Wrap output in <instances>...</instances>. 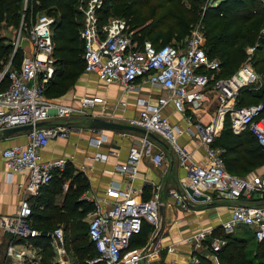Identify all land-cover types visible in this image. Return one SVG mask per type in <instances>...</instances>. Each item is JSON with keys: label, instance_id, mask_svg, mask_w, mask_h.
Returning <instances> with one entry per match:
<instances>
[{"label": "built area", "instance_id": "2783aa9c", "mask_svg": "<svg viewBox=\"0 0 264 264\" xmlns=\"http://www.w3.org/2000/svg\"><path fill=\"white\" fill-rule=\"evenodd\" d=\"M107 0H81L77 10L82 15L80 38L82 40V60L85 72L94 73L103 83L119 82L122 92L136 90L141 83L158 88L154 101L143 96L135 97V115L125 116L126 100L117 99L109 111L101 107L98 117L122 122L158 134L175 151L178 164L184 170L177 186L168 189L174 202L186 207L194 195H204L213 191L224 198L234 200L252 199L260 201L238 203L230 211L229 217L220 223L223 234L230 233L238 225L248 227L255 240L264 238V173H250L243 177L228 172L223 160V149L213 144L219 135L224 118L227 116L230 129L239 133L248 130L256 141L264 146L263 103L237 105L236 99L241 88L251 86L258 80L257 73L249 63H243L229 76H219L220 60L209 57L204 49V36L200 29L191 31L184 45L175 42L154 46L150 40L141 42L135 37L136 28L121 16L101 20L98 11ZM53 16L41 13L27 30L26 36L33 47L32 54H24L18 67H9L0 73V80L7 73L8 84L0 89V130L30 124L26 130L27 142L1 149V157L9 177L12 172H26L23 191L17 210L12 215L0 214V229L13 237H26L38 232L27 222L31 214L30 197L39 192L52 178L54 170H63L66 159H43L41 148L50 139L65 138L69 132L65 124L54 121L71 114H86L90 109L103 105L101 96L81 95L75 104L62 103L46 97L45 89L55 72L52 40ZM13 42L12 53L20 46ZM217 90V109L207 123L202 122L198 113L193 112L208 100L206 90ZM163 91V92H162ZM182 113L187 126L182 128L171 123L164 113L166 105ZM195 117V122L193 118ZM36 122H43L35 126ZM191 126L193 130L191 129ZM184 132L197 138L204 146L205 161L196 162L191 154L177 143V136ZM93 145L99 138H91ZM152 141L143 135L134 139L128 147L124 162L116 165L124 175L122 186L109 182L103 195L89 197L88 191L82 198L92 201L88 211L86 234L94 248V255L85 260L86 264H148L156 251L144 245L129 249L132 236L140 233L144 222L152 227L159 224L158 204H160L159 183H151V195L142 199L132 182L138 172V162L148 158L153 165L166 164L162 150L153 151ZM96 159L104 160L105 154L96 152ZM22 183H20V186ZM62 253L64 234L61 226L48 233ZM212 234L211 228L194 233L190 240L198 253L190 257V263H197L201 250L207 251V258L217 264L215 254L225 238L214 235L205 245L202 242ZM7 254L20 257L23 251H15L13 244L7 246ZM60 262L65 260L60 259Z\"/></svg>", "mask_w": 264, "mask_h": 264}, {"label": "crops", "instance_id": "0c3cea01", "mask_svg": "<svg viewBox=\"0 0 264 264\" xmlns=\"http://www.w3.org/2000/svg\"><path fill=\"white\" fill-rule=\"evenodd\" d=\"M19 47L23 49V55L28 53L32 54L33 47L28 40H25L23 47L21 45ZM82 70V73L78 74V79L73 89L67 93V95L73 94V100L71 99L70 102L66 103L75 104L77 98L81 95L101 96L105 100L104 104L102 106L98 104L89 111V113L97 115L95 117H98V114L101 112V107H105L106 111H109L113 103L120 97L126 100L123 114L125 116L135 115L137 111L135 104L136 96H143L150 101H154L157 93L160 91L158 88L149 86L147 83H141L138 89L128 91L125 94V92H122V86L119 82L103 83L94 73L85 72L84 69ZM207 97L208 100L194 112L189 109L187 110L188 113H193L192 115L197 112L200 120L204 123H207L210 117L215 114L218 105L217 94L213 96L207 94ZM163 111L171 123L177 124L182 128L187 126L182 113L174 110L171 104L166 105ZM92 117L86 114H71L62 119H53V122L56 121L65 124L69 132L65 138L50 139L41 148L42 158L66 159V164H69L72 168L71 176L76 172H80L87 179L88 188L80 197L88 191L89 197L93 199L95 196L103 195L104 189L109 182H114L122 186L125 181L124 175L117 170L116 165L125 161L128 147L134 139L146 135L153 143V151L162 150L166 164L155 166L148 158L141 159L138 162L137 175L132 182L134 189L139 192V196L142 199H146L151 195V183H159L162 186L160 191L162 210L158 226L152 227L144 222L145 229H143L141 234L132 236L128 246L129 249H134L146 245L148 248L154 249L156 256L148 264H191L190 257L192 253H198V249L196 250L194 248L190 240V237L194 233L207 228H211L212 231L218 229L222 233L219 225L229 217L234 205L255 202L252 199L234 200L224 198L216 192L211 191L208 193L209 197L204 200H188L189 202L186 207L177 205L174 199L168 194V189L177 186L179 177L184 175V170L178 164V157L175 151L165 140L156 133H152L153 136H150L136 130L92 129L89 124ZM101 119L104 118L101 117ZM192 121L195 122V117ZM191 129L193 130L192 126ZM91 138H99L100 143L93 145L90 142ZM27 140L26 130H19L8 136H5L3 130H0V214L2 215H12L16 212L19 200L22 194H24L23 184L25 182L26 172H12L8 177L1 157V149L15 144H24ZM177 143L191 154L194 161L199 163L205 161L204 146L198 143L197 138L193 135L187 132L179 134L177 136ZM213 144L218 146L216 144V138ZM96 152L105 154L104 160L96 159L94 157ZM246 173H264V163L250 169ZM71 176H63L59 185V188L62 190L60 189V193L55 192L53 206L58 211H62L64 208L63 201ZM20 183H22L21 186ZM41 194L40 189L37 194L30 197L32 206L43 207L42 204L36 203L37 197ZM262 201L264 202V198ZM87 213L82 217L85 228H87ZM27 222L30 228H34L38 232L37 234L13 238L10 233L0 229V264H81L78 255L80 252L79 248L85 245V241L82 240L84 235L73 242L69 238V229H65L68 232L64 233L63 231L64 246L61 248L63 250L61 253L60 248L52 242L47 232L41 234L43 230L40 229H45V226L34 227L28 220ZM58 224L57 226L62 225V223ZM250 233L251 237L255 240L251 230ZM210 236L208 235V237ZM42 238L48 240L47 247H44L39 242ZM81 240L84 242L79 243ZM88 240L87 237L86 242ZM9 244H13L15 251L22 250L24 252L23 255L20 257L8 255L6 250ZM71 244H75L76 246L73 247V251L70 254L68 248H70L69 245ZM199 254L204 257L208 256L206 250H201ZM60 259H64L65 262H60Z\"/></svg>", "mask_w": 264, "mask_h": 264}, {"label": "trees", "instance_id": "16d2710c", "mask_svg": "<svg viewBox=\"0 0 264 264\" xmlns=\"http://www.w3.org/2000/svg\"><path fill=\"white\" fill-rule=\"evenodd\" d=\"M40 1L42 0H33L34 4H32V6L37 9L39 5L37 3ZM107 1L114 4L112 6L114 12L116 11L121 13L120 16L124 17L131 27L136 28L137 31L135 37L140 42L143 39H147L150 40L154 46L169 43L170 39L174 36L182 38V35L184 33L186 34L190 21H194L197 16L202 14L203 22H206L209 26L205 28L203 26L204 35L206 37L204 49L209 57H215L220 60V73L224 75L219 74V76H229L232 74V72L230 74L224 73V70L229 67L230 59L234 56L232 47L241 46L246 34L243 33L240 36L238 30H235V32L227 31V29L231 26L230 23L224 24L221 31L214 34V26L209 25L211 23L209 21V16L214 15L216 18H226L230 16L235 23H243L247 19H251L254 16H259L260 19L264 18V0H216L217 2L210 3H208L207 0H186L189 3L188 5H182L176 10L169 9L170 11L161 12L159 15L158 11L174 0ZM20 2L21 0H0V21L4 19V22H6L4 25L13 27L19 26V20L21 17L20 13L22 12L19 7ZM153 2H155V4L151 6V3ZM202 5H205V7H202ZM107 11L108 5L105 6L103 4L98 11L99 16ZM77 12H79L77 7L73 9L71 6H66V8L59 15V22L57 21L59 28H54L53 30L52 26V40L53 42L59 43L57 46H54L53 53L57 54L62 52L63 55L67 56L60 58V61L72 70V75H77L80 73L79 69H83V60L81 57L83 44L81 40L80 49V41L78 39L77 32L79 24L73 19V15ZM3 13H5V15H3ZM100 18L102 17L100 16ZM23 23L24 24H22V26L25 27V30H28L31 27V23L27 22V20ZM55 23L56 20L54 24ZM167 24L168 26L166 27ZM178 26L181 28H179L180 30L178 32H175ZM165 27L166 31L164 33L163 28L165 29ZM201 28L202 27H200V29ZM1 29L2 24H0V31ZM161 39L164 41L160 42ZM260 40L261 43L254 47L253 66L257 69L256 71L258 73H261L262 78L260 79L262 84L254 91L251 86L241 88L236 99L237 105L251 104H240L241 100L248 97L255 100L253 103L262 102L264 106V37H260ZM12 46V40L4 35H0V73L6 63L9 62L10 65L13 62L16 63V58L20 56L19 53L21 49L17 48L15 52L12 53ZM15 66L18 67L19 65L17 64ZM56 75L57 74L54 72L53 78L49 81L46 88L49 84L57 80ZM7 84L8 78L7 73H5L0 80V89L5 88ZM240 96L243 98H240ZM262 113L264 114V109ZM228 124L229 121L226 116L224 118L223 128L216 137V144L223 149L222 156L226 170L231 174H233L236 170H238L239 173L244 172L246 174V172L250 169L264 163V146L260 145L248 130L235 134L228 127ZM71 169V166L66 164L63 170L53 171L51 180L46 185L42 186V194L37 197L36 203L42 204L43 207L39 208L38 206H32L31 214L28 216L27 220L30 224L32 223V226L34 227H40L42 225L45 226V229H39L44 230L47 233L57 227L58 223H62L61 226L63 229H69L70 241L74 242L81 238L82 235H86V230L84 232L85 225L83 224L84 222L82 217L92 209L93 204L92 202L80 197L81 194L88 188L86 177L80 172H76L71 176ZM63 176H71V180L67 187L63 201L64 208L62 211H58L54 208L53 203L55 200V192L60 193L61 188H59V185ZM254 200H259V198L256 196ZM145 227V224H143L140 234L143 232ZM214 235H220L226 239V243L215 252L218 261L217 264H264V250H255L253 257H248L245 252L244 240L223 234L217 231V229L212 231L211 236L213 237ZM39 242L42 243L44 247L48 246V240L45 238H42ZM256 242L258 244V248H264V238L259 241L256 240ZM79 251L78 257L81 264H86L85 260L91 258L95 253L90 240L85 242V245L79 248ZM191 264H212V262L209 258L200 256L197 263Z\"/></svg>", "mask_w": 264, "mask_h": 264}, {"label": "rangeland", "instance_id": "374dc122", "mask_svg": "<svg viewBox=\"0 0 264 264\" xmlns=\"http://www.w3.org/2000/svg\"><path fill=\"white\" fill-rule=\"evenodd\" d=\"M80 1L81 0H42L39 3H37V4H39L38 8L35 9L32 6V4H34L33 0H21L19 7H20V11H22V12L20 13L21 17L19 20L20 21L19 26L18 27L6 26V25H4L6 23V22H4L5 20L2 19V21H0V24H2V29L0 31V35H4L7 38H9L10 40H12V45H13L12 49H13V47H14L13 42L17 41V35H19V33H20V35L26 36L27 29L25 30V27L22 26V24H24L23 22H26V20H27V22H30L32 25L39 14L46 13V14L53 16L54 19L56 20V23L53 25V30H54V28H59L57 21L59 22V20H60L59 15L66 8V6H71V8L75 9L78 6V4L80 3ZM85 1L86 0H84V2ZM207 2L210 3V2H217V1L216 0H207ZM153 4H155V2L151 3V6ZM188 4L189 3L186 0H174L173 2H170L169 4L165 5L163 9L158 11V15L161 12H167L169 9L176 10L177 8L181 7L182 5H188ZM104 5L105 6L108 5V11L103 13L102 15L100 14V16L102 17L101 18L102 21L106 20L110 17L121 15V13H119V12H116V11L114 12L113 7H112L114 5L113 3H109L108 1H105ZM205 5H202V7H205ZM3 15H5V13H3ZM202 18H203V15L200 14L199 16H197V18H195L194 21H192V22L190 21V23L188 24L187 30H186V34L184 33L182 35V38H177L176 36H174L173 38L170 39V42L180 43L181 45H184L187 38L191 34V31H193L197 26L199 29H200V27H202L200 29V31L203 33L204 44H205L206 37L204 35L203 26H204V28L209 27V26L206 24V22H203ZM209 18H210L209 21L211 22L209 25L214 26V29H213L214 34L216 32L221 31V29L223 28L222 26H224V24H229V23L231 24V26L229 27V29H227V31L235 32V30H238L240 36L243 33L246 34V36L244 37V41L242 42L241 46L232 47L233 51H234V56L230 59V62H229L228 69L229 68L230 69L229 70L225 69L224 73L230 74L231 72L233 73V71L235 72L243 63L251 64V66L253 67V69L255 70V72L257 73V76H258V80L255 83L251 84V87H253L252 88L253 91L257 90V88L260 87V85L262 84V81L260 79V78H262V75H261V73H258L256 71L257 69L254 68V66H253V54H254V47L257 46V44L259 45L261 43L260 37L261 38L264 37V18L260 19L259 16H257V17L254 16L251 19H247L243 23L233 22V20L230 16H228L226 18L225 17L224 18H221V17L216 18V17H214V15H212V16H209ZM73 19L76 22H78V24H79L77 32H78V39L80 41L79 42V48L81 49V39H80V34H79L80 30H81V22H82L81 13H79V12L75 13L73 15ZM167 26H168V24L166 25V27ZM166 27H165V29L163 28L164 33L166 31ZM179 28H181V27L178 26L176 28L175 32H178L180 30ZM163 41H164L163 39L160 40V42H163ZM17 42H19V44L23 47L25 40L20 39ZM58 44H59L58 42H54V46H57ZM18 48L21 49V51L19 53L20 58L17 57L15 60L16 63L13 62L11 65H9V67H11V66L17 67L15 65H17V64L19 65V61H20L21 56L23 55L24 51L21 47H18ZM28 55H29V53H28ZM54 56L56 58L55 74H57L56 75L57 80L55 82H52L51 84H49L48 87L46 88V97L48 99L59 101L62 103L70 102L71 99L73 100V94L67 95V93L73 89L74 84H75L76 80L78 79V74L82 73L83 70H82V68H80L79 69L80 73H78L77 75H72V70H70L69 67L66 66L62 61H60V58H62V57L64 58L67 56L63 55L62 52L54 54ZM6 68H7V63L3 67V70H5ZM219 74L224 75L220 72H219ZM205 92L207 94H209L210 96L217 94V90L211 89V88H208ZM66 95L69 97H67ZM241 97L242 96H240V98ZM253 101H255V100L254 99L252 100V99L247 97V98H244L243 100H241L240 104L241 103H253ZM56 119H62V118H56ZM233 174L243 177V175L245 176L248 173H246V174H244V172L239 173V171L236 170L233 172ZM63 231H64V233L68 232L65 229H63ZM217 231H218V229H217ZM84 232H85V227H84ZM227 235L234 236L236 238L244 240L245 252H246V255L248 257H253L255 250H264V248H261V247L258 248L257 242L251 237L250 230L245 226H238L236 229H234L233 232L227 233ZM207 237L204 240V242H202L203 246L205 245V242H208L212 238L211 236L208 238ZM82 240H84L86 242V240H87L86 235L83 237ZM82 240L79 243L84 242ZM225 243H226V239H225ZM69 246H70V248H68V250H69L68 252L71 254V252L73 251V247H75L76 245L71 244ZM70 254H69V256H71ZM199 258H200V256H199Z\"/></svg>", "mask_w": 264, "mask_h": 264}, {"label": "water", "instance_id": "95a60500", "mask_svg": "<svg viewBox=\"0 0 264 264\" xmlns=\"http://www.w3.org/2000/svg\"><path fill=\"white\" fill-rule=\"evenodd\" d=\"M3 71V70H2ZM2 73V72H1ZM43 122H36L35 126L38 125H42ZM90 128L92 129H125V130H136L139 132H143L146 133L147 135L153 136V134L151 132L145 131L142 128L133 126V125H129V124H125V123H120V122H114V121H110V120H105V119H101L98 117H92L90 120ZM32 127V125L30 124H25V125H18V126H13V127H9V128H5L3 130L4 135L8 136L9 134L19 131V130H28ZM188 193L190 194V196L192 197V199L194 200H204L205 196L204 195H194L192 194V190L190 188H187ZM162 210V205L158 204V212H159V218H160V213ZM46 231H42L41 234H45Z\"/></svg>", "mask_w": 264, "mask_h": 264}]
</instances>
